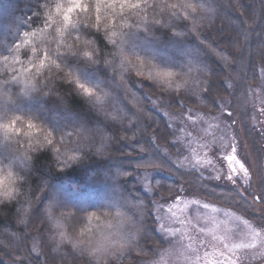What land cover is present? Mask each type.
Returning <instances> with one entry per match:
<instances>
[{
    "label": "trees",
    "instance_id": "1",
    "mask_svg": "<svg viewBox=\"0 0 264 264\" xmlns=\"http://www.w3.org/2000/svg\"><path fill=\"white\" fill-rule=\"evenodd\" d=\"M3 16L0 264L138 261L163 244L153 198L180 191L264 228L263 177L241 189L173 164L161 151L174 152L173 131L149 99L209 114L228 99L248 131L264 0H0ZM155 168L168 176L151 196L135 175ZM89 200L113 207L68 203Z\"/></svg>",
    "mask_w": 264,
    "mask_h": 264
},
{
    "label": "rangeland",
    "instance_id": "2",
    "mask_svg": "<svg viewBox=\"0 0 264 264\" xmlns=\"http://www.w3.org/2000/svg\"><path fill=\"white\" fill-rule=\"evenodd\" d=\"M8 20L7 16L0 17V37L4 34L2 24ZM126 54L128 58L132 56L130 52ZM248 96L245 108L248 131L242 127L240 115L228 99L219 101V113L209 114L192 108L174 112L161 97L150 96L151 107L165 117L174 134V152L161 148L162 154L176 166L212 181L241 189L255 187L256 176L264 179V72L258 84L250 87ZM155 176L168 174L155 168L135 175L140 188L151 196L155 194L151 186ZM242 197L247 199L245 195ZM101 201L68 203L78 207L77 210L86 203L112 209V203ZM116 201L119 200L114 201L117 204ZM153 204L163 244L154 253L130 264H264V228L236 212L235 206H221L181 191L169 199L154 197ZM57 214L54 210L53 216ZM129 215L127 207L125 220ZM102 225L101 229L108 231V226ZM126 230L127 227L116 234L119 240H123ZM70 235L74 238L77 234ZM33 253L40 256L35 246Z\"/></svg>",
    "mask_w": 264,
    "mask_h": 264
}]
</instances>
